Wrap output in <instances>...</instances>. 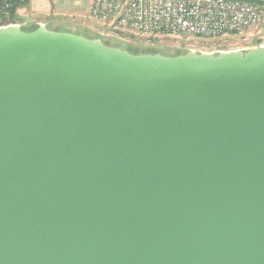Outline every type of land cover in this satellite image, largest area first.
Returning a JSON list of instances; mask_svg holds the SVG:
<instances>
[{"label":"water","instance_id":"95a60500","mask_svg":"<svg viewBox=\"0 0 264 264\" xmlns=\"http://www.w3.org/2000/svg\"><path fill=\"white\" fill-rule=\"evenodd\" d=\"M0 264H264V44L0 26Z\"/></svg>","mask_w":264,"mask_h":264},{"label":"built area","instance_id":"2783aa9c","mask_svg":"<svg viewBox=\"0 0 264 264\" xmlns=\"http://www.w3.org/2000/svg\"><path fill=\"white\" fill-rule=\"evenodd\" d=\"M88 15L108 35L212 39L264 28V0H90Z\"/></svg>","mask_w":264,"mask_h":264},{"label":"rangeland","instance_id":"374dc122","mask_svg":"<svg viewBox=\"0 0 264 264\" xmlns=\"http://www.w3.org/2000/svg\"><path fill=\"white\" fill-rule=\"evenodd\" d=\"M42 1V0H39ZM59 2L63 6L71 5L76 0H48L51 4ZM82 1L80 2V10L70 11L61 10L62 14H55V4H51L49 12H44L41 2L34 1L30 5L19 8V12L14 21L9 24L19 25L24 30H30L39 24L36 22L47 23V28L58 32H70L82 35L88 38H98L104 42L108 41L111 44L118 45L122 49L130 48L139 51H159L157 53L164 54V52L174 53L177 51H190L197 52H213L228 50H249L254 47L264 44V28H250L243 34H236L230 36H221L212 39H203L197 37L182 36L181 38H145L129 32L119 34H106V28L97 24L94 20L89 18L88 12L82 10ZM66 7V6H65ZM35 12L34 14H31ZM26 14V15H23ZM7 22V21H6ZM91 23V24H90ZM8 25V24H7ZM41 25V24H40ZM4 26V25H3ZM105 29V31H102ZM110 44V45H111ZM165 55V54H164Z\"/></svg>","mask_w":264,"mask_h":264},{"label":"trees","instance_id":"16d2710c","mask_svg":"<svg viewBox=\"0 0 264 264\" xmlns=\"http://www.w3.org/2000/svg\"><path fill=\"white\" fill-rule=\"evenodd\" d=\"M29 0H0V26L3 25H7L9 24V22L11 23V21H14L17 12L19 10V8L24 7L26 4H28ZM7 21V22H6ZM38 26L30 29L33 30L35 28H37ZM103 42V41H102ZM106 45L109 46H118L116 44H111V42L105 41L103 42ZM111 44V45H110ZM126 50H128L129 52L138 54V53H157L159 51H139V50H134V49H130L125 47ZM188 51H177L174 53H169V52H164L165 55H169V56H176L179 54H184Z\"/></svg>","mask_w":264,"mask_h":264},{"label":"crops","instance_id":"0c3cea01","mask_svg":"<svg viewBox=\"0 0 264 264\" xmlns=\"http://www.w3.org/2000/svg\"><path fill=\"white\" fill-rule=\"evenodd\" d=\"M34 1H36V2H41V4H42V7H43V10L42 11H44V12H49L48 10H50V8L52 7L51 6V4L52 5H54L55 4V14H62L61 13V10H65V8H66V10H70V11H75L76 12V10H80L79 8L81 7L80 6V2H79V0H76V1H73L74 3L73 4H71V5H65V6H63L61 3L59 4V2H53L52 3V1H51V4L48 2V0H42V1H39V0H30V5L31 4H33V2ZM89 1L90 0H84V1H82V10H84V12H86V16H87V12H88V10H89ZM20 11V10H19ZM18 11V13H20V14H22L21 12H19ZM35 12H32L31 14H34ZM23 15H26V14H23ZM39 25L41 24V25H45L46 27H47V23H42V22H38V21H36ZM91 24V23H90Z\"/></svg>","mask_w":264,"mask_h":264}]
</instances>
